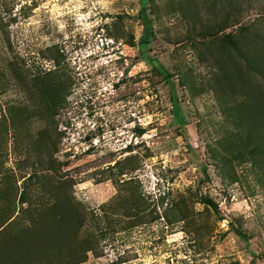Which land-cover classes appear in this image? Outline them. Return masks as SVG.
I'll return each instance as SVG.
<instances>
[{
    "label": "rangeland",
    "instance_id": "rangeland-1",
    "mask_svg": "<svg viewBox=\"0 0 264 264\" xmlns=\"http://www.w3.org/2000/svg\"><path fill=\"white\" fill-rule=\"evenodd\" d=\"M3 229L5 264H264V0H0Z\"/></svg>",
    "mask_w": 264,
    "mask_h": 264
},
{
    "label": "trees",
    "instance_id": "trees-1",
    "mask_svg": "<svg viewBox=\"0 0 264 264\" xmlns=\"http://www.w3.org/2000/svg\"><path fill=\"white\" fill-rule=\"evenodd\" d=\"M143 15H144V18L146 19V15H145L144 12H143ZM150 24H151V22L148 19H146L145 20V25L149 26ZM236 45L237 44H234L233 46L237 48ZM26 195H27L26 191L21 194L20 202H21L22 205H24L25 203H28ZM28 211H29V209L26 210L27 213H28ZM13 222H12V224H13ZM31 222L33 223L32 220H31ZM17 225H18V223H17ZM20 226L21 225H18V227L16 226L17 227L16 229H17V231H18V229L19 230H23V232L20 231L21 233L19 234V236H15V238L12 239L11 246H14V247L22 246L23 242H25V241H21L20 238H24L25 236H27L26 234L32 235V239H33V242H34L33 244H38V245H43L44 244V243H41L42 242V236L39 233H37L38 231L33 229V227L31 225H29V227H23V228H20ZM3 231H5V229L0 231V243L2 242L3 238L5 237V235L7 233V232L4 233ZM45 247H46V245L44 244V249H45ZM10 251H12V250H10ZM17 252L18 251H13V253L10 254V256H12V264H35L34 262H29L27 254H24L25 252L22 253V254L21 253L20 254H16ZM41 252H40V254H42V255L39 256L41 258H40V260H37V261H42V263H46L48 261H52V260H50V257L51 256L54 257V254L53 255H46L43 252L42 253ZM6 255H8V254L2 252V249H0V262H1L0 264H5L6 262H8V260H6V258L8 256H6ZM57 257H59V256H57ZM75 262H76L75 264H79V262L81 263V262H83V260H81V258L79 257V259H75ZM38 263H40V262H37L36 264H38ZM50 263L51 262H48L47 264H50Z\"/></svg>",
    "mask_w": 264,
    "mask_h": 264
}]
</instances>
